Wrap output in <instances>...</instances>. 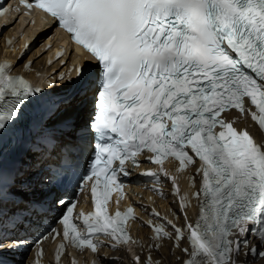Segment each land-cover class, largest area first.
<instances>
[{
    "label": "snow or ice",
    "instance_id": "6c2138e0",
    "mask_svg": "<svg viewBox=\"0 0 264 264\" xmlns=\"http://www.w3.org/2000/svg\"><path fill=\"white\" fill-rule=\"evenodd\" d=\"M22 2L50 16L94 63L75 65L69 83L78 90L61 94L54 85L45 90L11 75L12 65L0 62V264L23 244L19 234L42 227L57 205L66 208L63 231L54 233L62 237L61 251L69 242L98 253L100 236L109 247L126 245L133 209L113 218L106 202L117 175H129L126 161L138 164L139 154L157 165L173 157L180 171L200 162L201 186L191 194L198 219L183 228L166 221L174 235L156 225L152 247L187 235L191 251L182 249L189 255L184 264L264 258V144L221 117L229 109L247 114L249 97L264 129V0ZM89 90L95 113L81 123L77 111ZM148 175L158 179L157 172ZM94 177L95 211L78 215L81 231L69 219L75 204L60 189L74 184L82 191ZM170 178L175 185L176 177ZM117 187L122 191V184ZM182 201L186 208L189 196Z\"/></svg>",
    "mask_w": 264,
    "mask_h": 264
},
{
    "label": "bare ground",
    "instance_id": "6f19581e",
    "mask_svg": "<svg viewBox=\"0 0 264 264\" xmlns=\"http://www.w3.org/2000/svg\"><path fill=\"white\" fill-rule=\"evenodd\" d=\"M4 21L6 24L0 25V57L1 56H9L12 58V60H15V57L22 51V47L26 44L25 41H30V45H34V49L29 51L26 55L23 57H20L15 60V68L21 69L24 67L23 71L29 74L34 80L44 81L45 84L49 86H55L57 88H63L69 86V78L74 77L75 70L74 66L80 62L85 61L88 62L86 53L81 52L79 53V57H77V53L74 52V54L69 51V47H56L59 45V41L57 39L51 38V34L53 33V30L51 29L55 26V22L52 21V19H48L47 21H42L39 18V15L37 16V20L33 23H22L21 18H18L17 16H7L5 17ZM17 22L16 24L14 22ZM14 23V24H13ZM47 30V31H46ZM47 32V34H41L44 32ZM37 34L36 38L35 35ZM61 36V35H59ZM9 38V40H7ZM11 41V43H9ZM32 60L33 64H27L30 63L29 61ZM93 62V61H91ZM94 63V62H93ZM89 64V63H87ZM61 75L64 76V79L61 80ZM93 91L89 90L88 94ZM94 97L89 99V96L87 98V102L77 111V118L81 123H87V121L84 120L85 115L87 114L88 107L93 104ZM244 123L253 131L255 135H260L259 130L257 127L254 126V124L251 122L250 118L244 117L242 118ZM243 123V122H242ZM192 169L195 168V166H191ZM186 182V181H185ZM188 183H190V191L187 194L189 196V202L187 206V221L191 220V223L195 218L199 217V204L198 201L195 199L194 196H192L193 186H192V180H189ZM147 186L143 185V183H140L136 186V192H144L142 194H138V198L149 196L147 193ZM198 186V185H196ZM185 196V195H184ZM155 197V196H154ZM155 204L158 206L156 207V211L161 214L166 215L167 218L175 222L177 225H183L185 226L186 220L185 217L180 218L178 214V203L181 202L179 199L173 198L170 194L166 198H156L154 200ZM181 211V210H180ZM144 216L146 218L151 219L152 226L149 225H140L137 226L135 229V232L137 235L142 239L143 242L150 243L154 245L156 241L153 239L154 237V227L156 225H167L166 219L159 216H156L154 214H150L149 210L147 208H144L143 212ZM168 229L170 232L174 234V229L171 226H168ZM182 245L179 244V242H174L172 240L165 239L162 242V247L159 248V250L154 249L153 250V258L154 259H160L161 264H170L175 262L177 259V256L182 254H186L182 251L184 248H189L188 241L186 238L181 240ZM44 246L47 249H50L53 247L54 243H52L49 240H45ZM177 243L179 244V247H177ZM254 246H259L257 244L256 239L251 242ZM117 252H108L107 254H114L117 253L118 255L126 254V250L124 247H117L115 248ZM128 259L130 260V255H127ZM104 255H100V260H102L103 264H118V261L111 260L106 257L104 259ZM251 264H264V258H260L259 260L257 257H249ZM169 261V262H168ZM129 264L126 260L120 261L119 264ZM180 263V261H176Z\"/></svg>",
    "mask_w": 264,
    "mask_h": 264
},
{
    "label": "rangeland",
    "instance_id": "374dc122",
    "mask_svg": "<svg viewBox=\"0 0 264 264\" xmlns=\"http://www.w3.org/2000/svg\"><path fill=\"white\" fill-rule=\"evenodd\" d=\"M14 23L16 24L17 22L15 21ZM14 23H13V24H14ZM55 29H56V28H55ZM52 30H54V27L51 29V31H52ZM46 31H47V30H46ZM46 31H45L44 33H41V34H42V35H43V34L46 35V34H47ZM53 33H55V32L53 31ZM53 33H52L51 36H50L51 38H52V36H53ZM37 34H38V33H36V35H35L34 38H36ZM0 48H1V47H0ZM33 49H34V45H33ZM91 63H92V62H91ZM120 255H122V254H120ZM119 263H120V262H119ZM119 263H118V264H119ZM122 264H124V262H122Z\"/></svg>",
    "mask_w": 264,
    "mask_h": 264
}]
</instances>
